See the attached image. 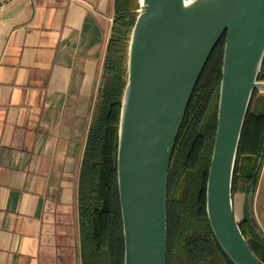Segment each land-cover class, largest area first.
<instances>
[{
    "label": "water",
    "instance_id": "1",
    "mask_svg": "<svg viewBox=\"0 0 264 264\" xmlns=\"http://www.w3.org/2000/svg\"><path fill=\"white\" fill-rule=\"evenodd\" d=\"M141 6L129 43L119 129L125 264H168L172 160L191 99L224 35L207 209L219 242L236 264H264L242 230L233 190L245 122L256 91L264 90V0H141ZM255 195H247L248 213L264 236Z\"/></svg>",
    "mask_w": 264,
    "mask_h": 264
},
{
    "label": "crops",
    "instance_id": "2",
    "mask_svg": "<svg viewBox=\"0 0 264 264\" xmlns=\"http://www.w3.org/2000/svg\"><path fill=\"white\" fill-rule=\"evenodd\" d=\"M115 16V0L0 9V264H84L82 166ZM247 205L238 193L236 214ZM254 209L264 230V162Z\"/></svg>",
    "mask_w": 264,
    "mask_h": 264
},
{
    "label": "trees",
    "instance_id": "3",
    "mask_svg": "<svg viewBox=\"0 0 264 264\" xmlns=\"http://www.w3.org/2000/svg\"><path fill=\"white\" fill-rule=\"evenodd\" d=\"M141 7V0H115L114 28L82 166L84 264H125L118 181L119 129L129 75V43ZM225 43L226 35L201 76L176 144L168 188V264H236L219 242L207 209ZM263 77L264 69L260 75ZM261 157L264 160V112L250 108L239 149L234 195L256 192L263 166L258 164ZM248 207L241 227L251 247L264 259V236L251 225Z\"/></svg>",
    "mask_w": 264,
    "mask_h": 264
},
{
    "label": "built area",
    "instance_id": "4",
    "mask_svg": "<svg viewBox=\"0 0 264 264\" xmlns=\"http://www.w3.org/2000/svg\"><path fill=\"white\" fill-rule=\"evenodd\" d=\"M11 1L12 0H0V9H4L5 7H7ZM142 9L143 7L140 10ZM261 79L264 80V77Z\"/></svg>",
    "mask_w": 264,
    "mask_h": 264
},
{
    "label": "rangeland",
    "instance_id": "5",
    "mask_svg": "<svg viewBox=\"0 0 264 264\" xmlns=\"http://www.w3.org/2000/svg\"><path fill=\"white\" fill-rule=\"evenodd\" d=\"M142 8V7H141ZM140 8V9H141ZM139 9V10H140ZM102 79H103V77H102ZM238 194V193H237ZM237 194H235L234 195V197L237 195ZM237 216H238V219L242 222L243 220H244V218H245V216H243V214L242 213H240L239 211H237Z\"/></svg>",
    "mask_w": 264,
    "mask_h": 264
}]
</instances>
